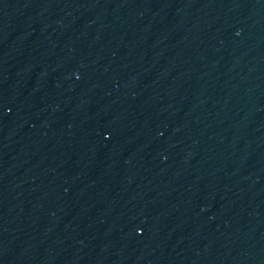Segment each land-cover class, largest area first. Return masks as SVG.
Here are the masks:
<instances>
[{
  "label": "water",
  "instance_id": "water-1",
  "mask_svg": "<svg viewBox=\"0 0 264 264\" xmlns=\"http://www.w3.org/2000/svg\"><path fill=\"white\" fill-rule=\"evenodd\" d=\"M0 264H264V0H0Z\"/></svg>",
  "mask_w": 264,
  "mask_h": 264
}]
</instances>
